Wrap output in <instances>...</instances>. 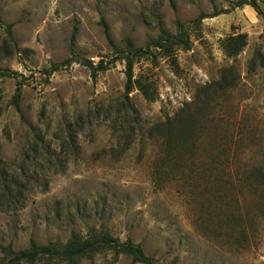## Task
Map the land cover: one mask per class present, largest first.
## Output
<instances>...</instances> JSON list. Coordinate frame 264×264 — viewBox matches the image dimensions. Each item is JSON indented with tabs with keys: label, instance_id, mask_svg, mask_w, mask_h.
I'll use <instances>...</instances> for the list:
<instances>
[{
	"label": "rangeland",
	"instance_id": "rangeland-1",
	"mask_svg": "<svg viewBox=\"0 0 264 264\" xmlns=\"http://www.w3.org/2000/svg\"><path fill=\"white\" fill-rule=\"evenodd\" d=\"M242 3L264 15V0H0V70L17 74L0 79V262L94 231L154 264H264V26ZM102 21L120 53L178 25L189 48H151L133 66L144 92L125 96ZM67 60L108 69L45 74ZM74 264L135 263L104 250Z\"/></svg>",
	"mask_w": 264,
	"mask_h": 264
},
{
	"label": "trees",
	"instance_id": "trees-1",
	"mask_svg": "<svg viewBox=\"0 0 264 264\" xmlns=\"http://www.w3.org/2000/svg\"><path fill=\"white\" fill-rule=\"evenodd\" d=\"M247 4L254 8L256 13L262 17L264 26V15L260 13L259 9L254 3H242V5ZM103 26V31L105 38L114 52L115 59L120 60L125 66V86L124 93L127 96L133 88H138L144 92L143 86L139 81L134 80L133 76V66L137 60L144 57H151L152 53L150 49L158 50L163 57L170 58L173 55L174 49L176 47L188 50V38L187 34L184 32V27L178 25L179 32L176 36L170 35L165 30L160 29V36L157 40L152 41L149 46L145 49L135 48L130 41H127V50L125 52H119V50L114 45L110 35L108 26L105 22H101ZM6 33L8 37L10 36V27L6 28ZM222 51L228 58L237 57L241 51L246 46V36L236 35L226 38L222 43ZM114 60L111 62L113 63ZM70 62H81L90 70L91 78L95 79L98 73L105 72L108 69L107 63L100 61L96 65L87 60L82 61H70L67 60L59 65H52L49 70L45 71L47 76L58 71L60 68L66 67ZM17 74L11 71L0 70L1 78H14ZM222 82H226L225 79ZM21 96V83L16 87L15 94L13 96V105L17 112H19V100ZM5 199L7 200V205L15 204L17 197H11L10 193H7ZM104 250H114L117 254H124L131 258V261L135 264H154L153 260L147 257L142 248L138 245L132 244L130 241L120 242L118 239H113L107 234H96V232L88 233L87 237L82 238L79 235L72 234L70 239L63 245L47 244L45 246L37 245L33 240L29 241V246L27 249L21 251H13L10 246L2 248L3 259L0 264H20L22 262L33 264L35 261L41 258L56 259L62 262H67L69 264H74L75 261L83 258H91L92 256L104 251Z\"/></svg>",
	"mask_w": 264,
	"mask_h": 264
}]
</instances>
